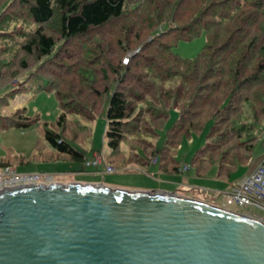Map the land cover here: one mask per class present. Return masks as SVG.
<instances>
[{"label": "trees", "instance_id": "16d2710c", "mask_svg": "<svg viewBox=\"0 0 264 264\" xmlns=\"http://www.w3.org/2000/svg\"><path fill=\"white\" fill-rule=\"evenodd\" d=\"M130 1L134 0H6L0 7V34L3 23L13 20L10 19L13 15L22 16L15 9L8 8L14 4L24 7L37 28L28 33L25 42L17 37L15 39L21 53L35 56L36 61L32 65L26 59L16 61L2 57L5 49L0 46V85L8 84L9 77H15L20 71L16 78L19 84L0 97V131L37 123L40 137L35 153L32 157L20 156L17 160L23 164L41 160L43 156L51 159L54 155L84 164L91 156L82 150L76 138L67 136V118L69 114H75L93 121L100 115L91 105L78 102L68 91L62 90L61 86L67 85L63 83L64 79L72 74L85 81L88 96L101 98L105 95L109 98L105 117L108 162L111 164L112 158L121 152V145L128 138L127 133H139L137 124L133 125L135 119L132 116L137 107V104L136 107L132 104L133 100H142L159 88L166 102L152 114L162 120V125L154 127V139L139 137L149 148L143 153L134 151V162L145 167L150 165L149 157L157 155L155 139L166 127L171 112L175 111L177 118L166 131L165 146L158 155L160 172H180L182 166L173 156L172 145L176 146L184 137L192 139L211 121L208 140L193 156L191 166H195L197 174L203 177L219 165V177L229 178L234 170L247 166L253 157L264 126V106L259 117L238 120L231 139L226 134L216 137L218 121L212 115L199 123L192 121V117L197 118L201 113L204 115V111L208 112L209 108H214L218 100L212 99V93L225 85L234 86V89L222 103L218 101L216 113L219 112L222 120H228L238 108L236 102L249 100L241 91L257 82L264 83V0H137L131 6ZM122 19L130 21V25L121 23V28H126L122 31H126L127 36L129 32L134 34L136 28L142 32L152 29L147 39L137 47L131 48L130 44L128 46L121 42V50L126 51V56L131 54L128 63L115 61V58L106 59L101 65L94 63L93 66V62L88 61H80V66L66 65L65 61H60L61 55L67 54L63 45L87 38L95 30ZM55 20H58V25L53 28L51 24ZM201 29L206 32L207 43L195 58H184L175 52L174 43L200 35ZM54 30H58L59 36L52 33ZM140 35L137 32L134 38L138 39ZM5 48L9 50L10 47ZM100 73L104 81L102 90L94 85ZM214 74L220 76L223 84L222 80L208 83ZM48 76L61 79V85H55ZM164 87L174 90L175 95L168 91L170 89L162 92ZM41 92H54L58 99L61 114L55 122L29 116L26 107L13 114H4V108L16 96L24 93L35 96ZM77 120L81 121L80 118ZM181 132L184 134L177 138ZM230 141H239L240 145L245 146L242 158L230 160L231 152H224L219 156L218 164L211 169L218 155L209 156L208 152L218 154L219 146ZM12 164L7 158L0 159V169Z\"/></svg>", "mask_w": 264, "mask_h": 264}, {"label": "water", "instance_id": "95a60500", "mask_svg": "<svg viewBox=\"0 0 264 264\" xmlns=\"http://www.w3.org/2000/svg\"><path fill=\"white\" fill-rule=\"evenodd\" d=\"M0 264H264V222L176 191H0Z\"/></svg>", "mask_w": 264, "mask_h": 264}, {"label": "rangeland", "instance_id": "374dc122", "mask_svg": "<svg viewBox=\"0 0 264 264\" xmlns=\"http://www.w3.org/2000/svg\"><path fill=\"white\" fill-rule=\"evenodd\" d=\"M5 1L6 0H0V7ZM134 2L137 3V0L130 1V6ZM9 9H15L17 12H20L22 16L13 15L10 18L13 20L9 21L8 23H3L2 25L4 27L1 28L2 34H0V46L5 49V52L2 53V57H6L7 59L14 58L16 59V61H20V59H26L33 65L36 61V57L21 53L20 45L16 43L17 41L15 38L17 37L19 41L25 42L27 37L29 36L28 33H30V31H34L37 28V25L33 22L30 16L27 15V10L24 7L21 8L19 4H14V6L12 5L10 8H8V10ZM207 19L208 18H206V20ZM128 21L129 20L122 19L120 21L113 22L108 27L102 28L100 30H95L94 33L89 36L90 38L87 37L82 40L80 39L79 41H73L70 44L63 45V49L67 50V54H62L60 61H65L66 65L77 64L78 66H80V61H88L93 62L91 63V66H93L94 63L101 65V63L105 62L104 60L115 58V61L123 60L124 64H126L125 61L131 54L129 53L126 56V51L124 52L123 50H121V42L124 45L126 44L128 46L130 44L131 48L137 47L139 43H142L147 39L152 31V29H145L142 32L140 29L136 28V31L141 33L138 39L134 38L135 34L137 33L136 31L134 34H131L129 32V35L127 36V32L122 31L126 28H121V23L126 22L130 25V21ZM57 25L58 20H55L54 23L51 24L53 28H56ZM52 33H54L56 36H59L58 30H54ZM130 38H132V41H129ZM99 43H102L103 45L99 46ZM206 43V32L201 29L200 35L192 37L191 39H182L174 43V50L181 57L193 59L204 49ZM5 47L10 48L8 50ZM63 53L65 52L63 51ZM147 53H149V51ZM69 55L72 56L68 57ZM185 71L187 72V69H185ZM43 73L44 72H42V74ZM262 74L264 75V73ZM19 75L20 71L17 72V75L15 77H9L8 84L0 85V97L5 95L7 91H10L12 86H16L19 84L18 80L16 79ZM48 77H50V79L54 81L55 85H61L62 80L58 77ZM114 79V75H112L113 82ZM221 80L222 79L220 78V76L214 74V76L208 80V83H219ZM221 82L223 84V80ZM260 82H257L255 85L248 86L247 88L243 89V91H241V94L243 96L245 95V97H249V100H246V102H236L238 108L231 114V117L228 120H222L219 112L216 113V109L217 105H219V103H222L227 95H230V93L234 89V86L221 85L219 87V90H216L214 88L216 91L215 93H212V99H215V101L218 100L219 103L217 101L216 106L212 109L209 108L208 112L204 111L203 114L205 116L201 113L197 118L192 117V121H195V123L203 122L206 121V116L212 115V117H215L218 121V131L216 132V137H218L219 134H226V136L231 139L235 134L233 128L236 126L238 120H243L245 118L247 119L252 116H260V112H262L260 110H262L264 106V83L260 84ZM63 83L67 84L66 86H61L63 91H68L70 96H72L73 99L75 98L78 102L91 105V107H93L94 110L100 115V117H98L97 119L90 121L78 115L69 114L67 118V122H69L67 136L76 138V141L82 147V150L89 156H92L95 152L98 151L103 152L107 157L108 162V160L110 159L108 157L107 151V120L105 117V111L109 100L108 96L104 95L101 98H98L96 96H88L89 91L86 90V87L84 85L85 81L82 78L76 77L72 74H69L64 79ZM94 85H96V87L100 88L101 90L104 88L102 73L98 74L97 80L94 82ZM164 88H162V92L166 89H170L168 91L175 95V91L171 90V88ZM133 101L134 102H132V104L135 107L137 104L135 113L132 116L135 119L133 125L137 124V132L139 133H137L138 135L134 131H130L129 133H127L128 138H126L122 143L121 152H117L118 154L114 158H112L113 160L111 162V165L115 170L113 173H95V167L86 169L84 167V164L82 163L70 161L65 157L59 158V156L56 157L57 155L52 156L51 159L49 158V156H43L40 157L41 160H36L26 164L21 163L17 160L18 158H20V156L27 158L32 157L35 153L36 144L40 137V129L37 126V123H34L25 128H8L0 131V159L7 158L11 160L13 164L10 166L17 169L20 173H41L43 176L49 175L52 177V180L54 182H60L63 184H69L72 182H91L96 184L107 183L105 185L110 184L109 186L111 187L124 188L132 191L154 190L157 187H165L166 185L164 183V180H166L167 178L178 177L179 179H181V182L182 180H184L185 182L187 181V183H189V185L185 184L186 188L190 191L188 192V194L195 196L196 199L200 198L199 200H207L206 202L210 201L209 203H213L214 205H217L216 203H218L219 205L221 201L219 199V196L216 195L218 197H211L214 196L217 191L225 189L232 181L234 182L237 179L242 178L248 170V165L241 166L238 169L234 170L232 172V175L228 179H221L220 177L219 179L216 178V173L218 172V170H220L219 165L217 166L218 168L216 170V173L213 172L214 170H212L208 176L203 177L197 174L196 167L191 166V160L197 153V151L204 147L205 143L208 140V135L211 129L210 121L206 123L203 130L195 133L192 139L184 137L181 139V142L179 144H177L176 146L172 145V147L174 148L173 156L180 161V165L182 167L185 164H189L191 166L192 172H171L165 173L166 175L161 174L158 170V155H160V152L165 146L166 131L177 118V113L175 111L171 112V115L166 123V127L160 131V136L156 137L155 139L156 148L154 147V150H157V155H152V157H149L150 165H148V167L138 165L134 162V151L143 153L144 150L146 151V149L149 148V146H146V144L143 143L139 137L146 136L149 137V139H154V136H152L154 127H160L162 125V120H160L159 118H155L152 113L154 110H158L163 106L162 103L166 102V98H164L162 93L159 91V88H157L155 93H149V95L147 97H144L142 100ZM184 104L185 103H183V105ZM23 107L27 108V113L29 116L39 117L42 121H47L49 123L55 122L57 117L61 114L60 105L54 92H41L35 96L31 93L18 95L10 101V104L7 107L4 108V114H13L18 109ZM181 107H179V109ZM79 118L82 122L77 120ZM262 129H264V126L262 127ZM131 132H133L134 134L131 135ZM183 134L184 132H181L177 138H179ZM224 152H231L230 160L241 159L242 155H244L245 153V146L240 145L239 141H230L227 144L223 143L219 146L217 151L218 154L208 152L207 155L209 156L218 155V157H216L217 160L212 163L211 169L218 164L217 161L219 160V156L223 155ZM260 154L264 155V143L261 142V139H259L255 145L253 156ZM155 157H158L157 161H155ZM46 178H44L43 180L45 181ZM191 186H194V188H192ZM231 210L243 213L245 209L237 207V209L231 208ZM253 210L264 215V213L260 210H256L254 208Z\"/></svg>", "mask_w": 264, "mask_h": 264}, {"label": "built area", "instance_id": "2783aa9c", "mask_svg": "<svg viewBox=\"0 0 264 264\" xmlns=\"http://www.w3.org/2000/svg\"><path fill=\"white\" fill-rule=\"evenodd\" d=\"M129 58L125 61L128 63ZM260 139L264 143V129L260 132ZM158 157H155L157 161ZM253 170L246 173L242 178L237 180L231 187L220 192L223 197L221 202L216 203L217 206L226 209L244 208V214L255 217L264 222V215L253 210H260L264 213V155ZM84 167H95V173L110 174L113 173L114 167L107 162V157L101 151L95 152L90 159L84 163ZM191 169L189 164L182 167V172H187ZM48 176V177H47ZM47 177V178H46ZM46 178L44 181L43 179ZM43 180V181H42ZM52 177L49 175L43 176L41 173H20L12 166L2 167L0 169V191L12 189L19 186H30L38 184L53 183Z\"/></svg>", "mask_w": 264, "mask_h": 264}, {"label": "crops", "instance_id": "0c3cea01", "mask_svg": "<svg viewBox=\"0 0 264 264\" xmlns=\"http://www.w3.org/2000/svg\"><path fill=\"white\" fill-rule=\"evenodd\" d=\"M261 142L263 143V141L261 140ZM263 155L262 154H260V155H256V156H253L252 158H251V160H249V162H248V170H247V172L246 173H248V172H250L251 170H253V168H255L256 167V165L259 163V161L261 160L260 158L262 157ZM218 168V167H217ZM217 168L216 169H214V171L213 172H215L216 173V170H217ZM159 170V169H158ZM219 171L220 170H218V172L216 173V178H218L219 179ZM159 172H160V170H159ZM190 173V172H192V169H190L189 171H187V173ZM161 174H163V175H166L165 173H162V172H160ZM179 173H186V172H182V169L180 170V172ZM221 179H224V178H221ZM226 179H228V178H226ZM240 179V178H239ZM238 180V179H237ZM236 180V181H237ZM235 182V181H234ZM91 183V182H90ZM164 183H165V187H157L156 189H154V190H163V191H176L178 194H180V195H183V196H188V197H195V196H193V195H191V194H188V192H190L187 188H186V185H189V183H187V181L185 182L184 180H182V182H181V179H179L178 177H175V178H167L166 180H164ZM101 184V183H100ZM104 184H107V183H104ZM186 184V185H185ZM233 184V181L225 188V189H223V190H219V191H217L216 192V194L214 195V196H212L211 198H214V197H218L219 196V199L220 200H222L223 198H222V196H220V192H225V191H227L230 187H231V185ZM110 185V184H109ZM108 185V186H109ZM168 186H172V187H168ZM192 188H194V186H191ZM147 189V188H146ZM216 195H218V196H216ZM196 198V197H195ZM198 199H200V198H198ZM205 201H207V200H205ZM210 202V201H209ZM221 202V201H220Z\"/></svg>", "mask_w": 264, "mask_h": 264}]
</instances>
